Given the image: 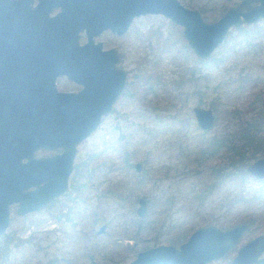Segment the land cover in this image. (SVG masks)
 Instances as JSON below:
<instances>
[{
	"label": "rangeland",
	"instance_id": "374dc122",
	"mask_svg": "<svg viewBox=\"0 0 264 264\" xmlns=\"http://www.w3.org/2000/svg\"><path fill=\"white\" fill-rule=\"evenodd\" d=\"M241 1L178 0L205 22L216 21ZM96 41L119 57L124 91L97 130L77 146L69 196L23 217L10 207L6 237L0 238V264H54L61 257L73 264H125L146 248L177 247L200 227L226 230L245 224L248 229L237 245L209 263L228 264L240 246L264 234V179L257 181L244 171L264 157V147L248 143L237 163L224 150L199 159L197 152L200 133L205 139L223 137L240 144L247 123L263 115L264 20L230 28L205 61L187 48L181 28L159 15L136 18L123 36L105 32ZM56 87L76 90L65 79ZM193 108L211 109L215 122L210 131L197 128ZM263 124L264 118L261 130ZM88 179L94 184L81 189L85 201L73 206L83 218L79 226H68L60 210L77 197L71 185ZM138 198L147 202L142 219L135 215ZM101 225L105 229L99 234Z\"/></svg>",
	"mask_w": 264,
	"mask_h": 264
},
{
	"label": "water",
	"instance_id": "95a60500",
	"mask_svg": "<svg viewBox=\"0 0 264 264\" xmlns=\"http://www.w3.org/2000/svg\"><path fill=\"white\" fill-rule=\"evenodd\" d=\"M145 15L180 27L187 48L205 61L230 28L264 20V0H242L214 22L178 0H37L34 7L32 0H0V236L10 206L23 216L66 192L77 146L95 132L124 89L125 73L115 69L114 52L101 51L93 39L106 30L120 36ZM62 76L81 89L58 92L55 80ZM192 113L200 130L213 128L210 109ZM39 150L61 152L35 158ZM139 168L136 164V172ZM246 173L264 178V158L247 166ZM135 214L145 217L144 199H138ZM246 228L200 227L177 248L158 246L128 264H209L235 246ZM262 253L264 235L242 245L229 264H264Z\"/></svg>",
	"mask_w": 264,
	"mask_h": 264
},
{
	"label": "flooded vegetation",
	"instance_id": "af4514ba",
	"mask_svg": "<svg viewBox=\"0 0 264 264\" xmlns=\"http://www.w3.org/2000/svg\"><path fill=\"white\" fill-rule=\"evenodd\" d=\"M36 2H37V0H35V2H34V0H32V7H34L35 5H36ZM54 13H55V11H53L49 16L51 17V16H53L54 15ZM134 20V19H133ZM132 20V21H133ZM132 23V22H131ZM130 26H131V24H130ZM130 26H129V28H130ZM128 28V29H129ZM128 31V30H127ZM126 31V32H127ZM105 32H109L111 35H113V36H115V37H121V36H123L124 34H122V35H120V36H118V35H116V34H112L109 30H106V31H103V32H101L100 33V35H102L103 33H105ZM100 35H98L97 37H95L94 39H93V43L94 44H96V43H98V42H100V41H96V38H98ZM82 39V40H81ZM79 43L80 44H84L85 43V37L82 35V37L79 39ZM101 43V42H100ZM108 50H112L113 52H114V55H115V57H116V63H115V69L116 70H118V71H122V70H120L119 68H118V66H117V63H118V61H119V57L117 56V54H116V52L114 51V49H112V48H109V49H104L103 48V44L101 43V51H108ZM123 72V71H122ZM60 79H65L67 82H69L70 84H72L74 87H76V90L75 91H62V90H58L57 89V87H56V89H57V91L58 92H60V93H77L80 89H81V87L80 86H78V85H76V84H74V83H72L71 81H69L65 76H62V77H57L56 78V80H55V84H56V82L58 81V80H60ZM124 88H125V81H124ZM123 91H124V89H123ZM122 94V93H121ZM121 96V95H120ZM119 96V97H120ZM118 97V98H119ZM118 100V99H117ZM116 100V101H117ZM114 106V105H113ZM113 108V107H112ZM193 110V109H192ZM211 110V109H210ZM212 112V111H211ZM193 114V113H192ZM213 114V113H212ZM107 116V115H106ZM106 116H103L102 118H101V122H102V119L104 118V117H106ZM214 116V115H213ZM214 122H215V118H214ZM101 124V123H100ZM100 126V125H99ZM98 126V127H99ZM197 126V125H196ZM198 128V127H197ZM199 129V128H198ZM97 130V129H96ZM95 130V131H96ZM200 130V129H199ZM201 132H204V131H202V130H200ZM208 132V131H207ZM261 144H262V146L264 147V140H261ZM38 152H45V154L44 155H39V156H35V154L36 153H38ZM60 150H54V151H43V150H39V151H37V152H35V154H34V157L35 158H46V157H50V156H54V155H58V154H60ZM76 156V155H75ZM264 158V157H263ZM257 160V159H256ZM255 161V160H254ZM253 161V162H254ZM253 162H251V163H253ZM250 163V164H251ZM250 164H248V165H246V167L247 166H249ZM136 165V164H135ZM135 165H134V169H135ZM73 167V166H72ZM246 167H245V169H244V171H245V173H246ZM95 166L94 165H90V170L92 171V172H94V170H95ZM72 170H73V168H72ZM90 171V172H91ZM136 171V170H135ZM82 171H80V173H81ZM247 175H249L248 173H246ZM71 175V174H70ZM250 176V175H249ZM70 177V176H69ZM69 177H68V180H69ZM250 177H252V176H250ZM89 178V177H88ZM253 179H255V180H257V181H261V180H263L264 178H262V179H256V178H254V177H252ZM94 179V182H95V180L97 179V177H95V178H93ZM101 181H100V179L98 178V180H97V183H100ZM93 182L92 181H90L89 179H88V181H87V183L86 184H82V185H77V184H74V185H71V192L74 194V195H76L77 197L75 198L74 196L72 197V198H69V204H68V206H67V208H64V209H61L60 210V213H59V217L64 221L65 220V223H66V225H68V226H75V225H77L76 223H78L82 218H83V215L81 214V212L79 211V210H76V208L75 207H73L74 206V203L76 202V200H79L80 202L82 201V200H84L83 198H81V189H83V188H90V186H93ZM68 181H67V189H66V192L62 195V196H59V197H56V198H54V199H52L50 202H49V204H48V206H46V207H44V208H42L40 211H37V212H32V213H27V214H25V215H23V216H26V215H30V214H33V213H42V212H44L45 210H47V208H49L51 205L53 206V204H54V202H57V200H59L60 198H64V197H66V196H69V193H68ZM139 199V198H138ZM138 199H137V201H138ZM143 199V198H142ZM85 201V200H84ZM136 201V202H137ZM146 202V201H145ZM72 203V204H71ZM13 206V205H12ZM15 206V205H14ZM63 206V205H62ZM11 207V206H10ZM10 207H9V212H10ZM137 208V207H136ZM15 210H16V208H14V214H15V216H17L16 215V213H15ZM136 210V209H135ZM146 210H147V202H146ZM136 215V214H135ZM23 216H18V217H23ZM137 216V215H136ZM9 217V216H8ZM140 219V218H139ZM8 225H9V222H8ZM52 225V224H51ZM239 225V224H238ZM77 226H79V225H77ZM236 226V225H235ZM247 226V225H246ZM7 228H8V226H7ZM7 228L5 229V231H4V233L0 236V238H4V237H6V235H5V232H6V230H7ZM53 228H55V226H53L52 227V229ZM104 229H105V227H104V225H101L100 227H99V229H98V231H99V234H102V233H104ZM198 229V228H197ZM247 229H248V227L246 228V231H247ZM245 231V232H246ZM244 232V233H245ZM243 233V234H244ZM264 235V234H263ZM252 240V239H251ZM186 241V240H185ZM185 241H183V242H181V243H179V244H177V247L180 245V244H182V243H184ZM250 241V240H249ZM248 241V242H249ZM135 241H133L132 243H134ZM247 243V242H246ZM131 245V244H130ZM237 245V244H236ZM244 245V244H243ZM158 246H162V245H158ZM158 246H156V247H158ZM165 246H172V245H165ZM156 247H151V248H146V249H144V250H141V251H139V252H136V254L134 255V258L131 260V261H133L134 259H135V257H136V255L138 254V253H140V252H143V251H146V250H149V249H152V248H156ZM174 247V246H173ZM177 247H175V248H177ZM241 247V246H240ZM239 247V248H240ZM238 248V249H239ZM237 249V250H238ZM237 252V251H236ZM263 254L264 253H262L260 256H259V258H264V256H263ZM235 255H236V253H235ZM235 255L232 257V259L235 257ZM231 259V260H232ZM231 260L229 261V263L231 262ZM131 261H129V262H127V263H125V264H128V263H130ZM228 263V264H229ZM43 264H47V263H43ZM54 264H73L68 258H66V257H61V258H59V259H56L55 261H54Z\"/></svg>",
	"mask_w": 264,
	"mask_h": 264
},
{
	"label": "trees",
	"instance_id": "16d2710c",
	"mask_svg": "<svg viewBox=\"0 0 264 264\" xmlns=\"http://www.w3.org/2000/svg\"><path fill=\"white\" fill-rule=\"evenodd\" d=\"M188 54L189 56H192V54L189 51H188ZM136 95L138 98L139 95L137 94V92H136ZM263 106H264V102H263ZM263 118H264V112H263V115L259 118V120L254 119L250 123H247V127H244V130L241 131V134L238 137L240 144H236V142L230 143V141H226L223 137H221L220 139H216V140L215 139H210V140L205 139L204 134L200 133L201 134L200 135L201 148L197 152L198 154L197 158L199 159L200 155H202L203 153L212 154V153H215L216 151L224 150L227 152V154L232 153V157L230 159L232 161L234 160L235 163H237V161H241V159L243 158L242 151H241L242 148L246 147L248 143L255 142L259 144L261 143V140H264V130L260 129V125L263 122ZM263 127H264V124H263ZM250 129H253L252 131H255V132L259 131L260 135L256 136L252 132H249ZM213 175L218 176V172L214 171ZM140 225H141V222L139 223V226Z\"/></svg>",
	"mask_w": 264,
	"mask_h": 264
}]
</instances>
